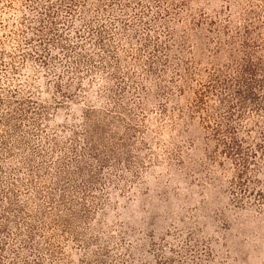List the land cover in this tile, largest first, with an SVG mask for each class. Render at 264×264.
<instances>
[{
  "label": "rangeland",
  "instance_id": "374dc122",
  "mask_svg": "<svg viewBox=\"0 0 264 264\" xmlns=\"http://www.w3.org/2000/svg\"><path fill=\"white\" fill-rule=\"evenodd\" d=\"M0 264H264V0H0Z\"/></svg>",
  "mask_w": 264,
  "mask_h": 264
}]
</instances>
